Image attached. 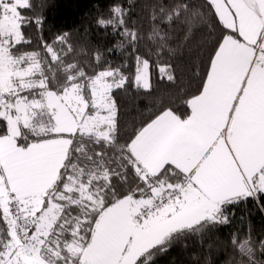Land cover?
I'll return each instance as SVG.
<instances>
[{"label": "snow or ice", "instance_id": "1", "mask_svg": "<svg viewBox=\"0 0 264 264\" xmlns=\"http://www.w3.org/2000/svg\"><path fill=\"white\" fill-rule=\"evenodd\" d=\"M30 7L0 0V264H157L174 245L228 225L241 203L264 201V0L156 5L153 19L177 26L174 35L153 27L157 56L199 26L219 35L189 111L162 108L123 143L115 93L130 84L150 92V60L135 55L131 76L100 53L95 64L65 62L67 34L57 37L63 55L45 45L50 61L20 52ZM112 13L119 47L135 51L124 10ZM155 67L174 81L172 64ZM232 244L240 264L264 254L250 233Z\"/></svg>", "mask_w": 264, "mask_h": 264}, {"label": "trees", "instance_id": "2", "mask_svg": "<svg viewBox=\"0 0 264 264\" xmlns=\"http://www.w3.org/2000/svg\"><path fill=\"white\" fill-rule=\"evenodd\" d=\"M190 2L199 7L205 0ZM158 3L171 6L173 0H30V9L22 10V14L30 17L33 23L23 29L28 42L18 46L19 51H38L50 61L45 45L62 50L63 55L67 47L59 43L57 37L67 34V45L71 46L72 52L64 57L65 62H79L81 66L95 64V55L100 53L102 60H107L113 67L127 63L123 70L131 76L135 55L148 58L152 65L151 91L136 89L130 84L127 91L115 93L119 108L118 135L123 143L128 135L162 108H171L177 114L189 111L186 101L198 94L208 50L219 35L211 26H199L185 45L177 49V41L173 39L157 56L153 27L158 25L173 35L177 27L168 28L158 18L153 19ZM114 6L124 10L125 26L138 34L135 51L128 45L119 47L124 37L120 35L123 29L116 26L113 17ZM101 18H111L114 24L102 27L98 24ZM157 60L161 64L173 65L174 81L160 78L155 67ZM249 233L254 241L264 240V201L250 199L241 203L235 208L228 225L217 226L174 245L166 255L157 259V264H240L242 258L233 247V236L243 239ZM255 259L257 264H264V254L258 252Z\"/></svg>", "mask_w": 264, "mask_h": 264}]
</instances>
